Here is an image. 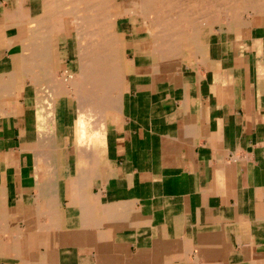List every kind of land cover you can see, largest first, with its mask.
Wrapping results in <instances>:
<instances>
[{
  "label": "crops",
  "instance_id": "obj_1",
  "mask_svg": "<svg viewBox=\"0 0 264 264\" xmlns=\"http://www.w3.org/2000/svg\"><path fill=\"white\" fill-rule=\"evenodd\" d=\"M62 6L0 0V42L46 20L68 66ZM126 17L123 84L90 112L62 66L0 82V264H264V17L190 19L172 52ZM16 52L0 46V74Z\"/></svg>",
  "mask_w": 264,
  "mask_h": 264
},
{
  "label": "bare ground",
  "instance_id": "obj_2",
  "mask_svg": "<svg viewBox=\"0 0 264 264\" xmlns=\"http://www.w3.org/2000/svg\"><path fill=\"white\" fill-rule=\"evenodd\" d=\"M61 1L64 3V6H62V8H60V9H58L57 13L60 16H64V18H65L64 21H68V23L72 24V26H71V28H72V43L70 44L71 49H72V53H71L72 54V63L69 64L68 66H62V65H64L63 63L61 65L60 62H56L54 60V58H52L53 56L51 55V52H50V43H49V32H51V31L48 29V26L45 24L46 20H45V22H44V20L38 21L37 23L34 22V24L36 26L34 25V27H33V25H32V27H30L32 29V33H30L31 37L29 39L28 38L24 39V37L22 35V29H20L19 33L21 35L16 36L12 40H9L7 43H5V45H4V43L0 42V46H7V47L10 46V48L16 47L19 50L18 53L16 52L17 54H14L9 58V61L6 60L8 62L6 66H8L10 64V68L13 70V72L10 75L0 74V82H1V84H5L8 86L13 85L15 82L22 83V82L27 81V80L28 81L31 80L33 83L41 82V81H45V80L50 81V82H54L55 79H57L55 77V75L53 74L54 69H56V68L58 69L59 67L61 68V66H62L63 73L65 74V76H63V78H62V82L67 83V85H69L68 87H70V89L66 87L68 89L67 91L69 93H71V92L73 93V96L76 99L78 107L80 109H83V112H85V111L90 112L89 107H92V106L96 107V105L101 104V102L104 100V97H105L104 93H106V90H108V88L110 89L113 87H121V85L123 84V80H124L122 73H123V59H124L123 50H125V48H124L123 44H121V41L114 38V36L117 33L116 32L117 29H115L116 24H115V22L112 25L109 24V22L107 20L108 17L106 18L107 15L105 16L106 12H109L108 14H110V16H109L110 18H111V16L114 19L117 16H118V18H122L123 16H125V17L127 16V18L131 22L134 21L133 18L136 16L143 18L144 20H146L145 22H143V26L146 30V34H149L151 36V40L154 44V41H156V40H154L153 36H155L157 34L160 35V34L168 32L167 29L169 27L166 29L167 24L163 21L162 26H160L161 22L155 21V18L157 16L159 17L158 11L163 9V8H167L166 4H169V3L166 0L165 1H161V0H131L130 2H128V4L124 3L123 1L120 2V0H61ZM220 1L224 2V0H220ZM225 1H231V0H225ZM234 1H236V2L240 1V2H243L245 4L247 3V5H249L250 2L252 3V0L251 1L250 0H234ZM109 2H113L112 5H110ZM157 2H158V5H160V3H162L163 5L157 6L156 5ZM20 3H21V1H20ZM262 3H263L262 5L261 4H259V6L256 5L254 7V9L256 10L257 15H261V17H264V2H262ZM65 7H66V9H64ZM183 8H184V6H183ZM248 8H251V6ZM165 13L167 14V12H165ZM180 14H181V12H180ZM180 14H179V16H181ZM48 15H50V14H48ZM36 16H38V15H36ZM185 16H186V14H185ZM201 16H200V18H201ZM204 16H206V15L203 14V17ZM38 18H41V17H38ZM41 19H43V18H41ZM104 21L108 22V24H109V25L106 24V27H105L106 29H104V27H103V29L100 27L97 28L101 24V22L104 23ZM110 21H111V19H110ZM167 22H169V21H167ZM29 25H30V23H29ZM88 25H91L93 27L92 31L84 30L85 27H87ZM177 25H179V24L177 23ZM176 28H178V27H176ZM168 30H170V32H172L171 28H169ZM179 30H180V28H179ZM184 30L177 32V34H180V36L178 38H174V39L167 38L162 43H160L158 41L155 45H157L158 47L160 46L159 48H161L162 51L172 52L173 50L178 48V46L175 47L173 45V43L176 44L177 41L181 42L182 39H184V40L187 39L186 34H181V32ZM175 33H176V31H175ZM161 37H162V35H161ZM163 38H164V36H163ZM160 40H161V38H160ZM178 51H179V49H178ZM177 64H178V62H177ZM0 65H1V62H0ZM179 67H180V64H179ZM11 69H10V71H11ZM48 86H50V85H48ZM9 89H11V88H9ZM11 91H13V90H11ZM45 91H46V89H45ZM40 95H41V93H40ZM49 95H47V96H49ZM68 95H70V94H68ZM53 96H55V95H53ZM51 98L52 97L50 96L49 99H51ZM48 101L50 103H52L51 100H48ZM46 103H47V101H46ZM48 106H50V105L48 104ZM50 107H52V106H50ZM49 111H51V109ZM94 114L98 115L96 113H94ZM90 116H91V114L89 113L88 117H90ZM91 117H90V119H91ZM93 117H95V116H93ZM81 119H82V117H81ZM81 119L80 118L78 119V124H79L80 129L83 128V121ZM98 120H100V119H98ZM94 125H95V123H94ZM95 126H97V124ZM80 133H81V131H80ZM81 148H83V147H81Z\"/></svg>",
  "mask_w": 264,
  "mask_h": 264
},
{
  "label": "rangeland",
  "instance_id": "obj_3",
  "mask_svg": "<svg viewBox=\"0 0 264 264\" xmlns=\"http://www.w3.org/2000/svg\"><path fill=\"white\" fill-rule=\"evenodd\" d=\"M161 1H165V0H161ZM166 1L169 3V4H166V7L167 8H163V9H161V10L158 11L159 17L157 16L158 18L156 17L155 18V21H160L161 22L160 26H162V22L164 21L167 24L166 25L167 26L166 29L169 27V28H171V31L172 32H170V30H168L169 29L168 28L167 31L169 33L167 32V33H163V34H160V35L157 34V35L153 36L154 37V40H156V41H154V44H153V42L151 40V36L149 34H146V35L144 34L145 35L144 36V39H145V45H144V47L146 49L147 48L148 49H151V47H152V49L154 51L161 50V48H159L160 46L158 47L155 44L158 41L160 43H162L167 38H172V39L178 38L180 36V34H177L178 31H181V30H184L185 29L184 31L181 32V34H186L187 35L186 27H187V22H189L190 19H196L198 17L199 19L204 20L206 23L207 22L217 23L218 22V18L219 19L220 18H222V19H228L231 16V14H235L236 12L237 13H240V14H243L244 16H249V17L256 16L257 17L258 15H257V12L254 9V7L256 5L259 6V4L262 5L263 4L262 2H264V0H252V3L250 2L249 5H247V3L245 4V3L240 2V1H237L236 2L234 0L233 1L232 0L231 1H225L224 0V2L223 1H220V0H166ZM109 3H110V5H112L113 2H109ZM156 5L157 6H162L163 4L160 3V5H158V2H157ZM183 6H184V8H183ZM250 6H251V8H248ZM64 9H66V7ZM165 12H167L168 15ZM180 12H181V14H180ZM108 13L109 12H106L105 16L107 15L106 18L108 17L107 20H108L109 24H111V25L115 22V24L117 26L118 19L120 20L119 22H122L123 21L122 19H125L124 18L125 16H123L122 18H118V16H117L115 19L111 16V18H110L109 17L110 14H108ZM179 14L181 16H179ZM185 14H186V16H185ZM203 14L206 15L207 17L206 16L203 17ZM200 16H201V18H200ZM259 16H261V15H259ZM109 18L111 19V21H110ZM126 19H128V18L126 17ZM142 20H143V22L146 21L143 18H142ZM128 21H129V19H128ZM167 21H169V22H167ZM108 22H105V21H104V23L101 22V24L97 28L100 27V28L103 29V27H104V29H106L105 27H106V24H108ZM177 23L179 25H177ZM116 26H115V29H116ZM118 27H120V25ZM176 27H178V28H176ZM179 28H180V30H179ZM84 30H86V31H92L93 30V27L91 25H88L87 27H85ZM175 31H176V33H175ZM161 35H162V37H161ZM163 36H164L165 39L163 38ZM114 38L115 39H122V37L120 36V34L118 32L116 33V35L114 36ZM160 38H161V40H160ZM180 43L181 42L177 41L176 44L173 43V45L175 47H177ZM121 44H123V46L125 48V43H122L121 42ZM125 51H126V48H125V50H123L124 55H125ZM64 60L65 59H63V63H64ZM63 76H65L64 73L62 74V77Z\"/></svg>",
  "mask_w": 264,
  "mask_h": 264
}]
</instances>
